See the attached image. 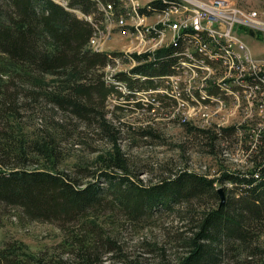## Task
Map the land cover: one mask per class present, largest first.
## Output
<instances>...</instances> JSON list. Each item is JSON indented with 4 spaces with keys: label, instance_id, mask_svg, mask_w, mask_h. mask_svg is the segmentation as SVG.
<instances>
[{
    "label": "trees",
    "instance_id": "obj_1",
    "mask_svg": "<svg viewBox=\"0 0 264 264\" xmlns=\"http://www.w3.org/2000/svg\"><path fill=\"white\" fill-rule=\"evenodd\" d=\"M62 1L0 0V225L10 210L21 211L22 218L55 224L63 232L58 256L37 255L23 242L8 241L0 248V264H264V127L257 135L240 134L236 125L200 127L180 117L203 153L217 158L236 148L245 162L234 167L221 162L213 176L160 165L164 174L147 184L122 143L124 126L136 127L118 112L140 109L149 116L154 107L142 110L138 100L109 109L107 101L121 95L116 80L127 84L126 98L164 81L177 70L185 41L180 38L154 60L134 54L141 63L135 70L107 79L106 68L124 54L92 50L95 25L75 11L95 14L101 24L99 5L117 8L122 1ZM175 1L151 0L140 12H161ZM30 118L41 123L27 133ZM139 134L159 136L152 123L140 126ZM89 136L108 148L89 164H77L75 173L57 168L64 144L88 145ZM107 209L131 223L162 212L173 215L170 243L150 249L157 251L153 258L130 254L103 223L100 213Z\"/></svg>",
    "mask_w": 264,
    "mask_h": 264
},
{
    "label": "rangeland",
    "instance_id": "obj_2",
    "mask_svg": "<svg viewBox=\"0 0 264 264\" xmlns=\"http://www.w3.org/2000/svg\"><path fill=\"white\" fill-rule=\"evenodd\" d=\"M121 1L123 4H118L119 6L117 8L113 5V11L108 15L105 14L104 9L106 4L101 3L99 5L103 13V21L101 24L97 23L95 14L86 15L79 10L75 11L78 16L82 13V16L86 19L88 18L95 25V32L92 36L96 37L92 42L90 39L89 42V47L92 50L124 54V56L117 57L114 67L109 65L106 68L107 79L114 78L116 80V73L118 71L125 70L130 72L134 69L137 63H139V60L136 59L134 54H142L143 52V54H147L150 57V60H154L156 57L162 55L165 50H161V48L167 45V36L158 37L154 41V50H156L154 55L153 49H148L153 47V45L146 42V39L143 40L136 36L141 35L138 19H141V27H148V24H152L157 20L158 12L151 14L140 12V9L147 6L151 0ZM195 1L207 6L213 3V0H185V7H195ZM217 1L223 2V0ZM225 1L227 3L220 6V9L217 5H212V7L219 14H221L222 10L225 12V16L240 19L249 26L251 24L256 25L264 30V0ZM62 3L66 4V1H62ZM134 5H137L138 11V16L135 17L129 13ZM89 16L92 18L90 19ZM122 17L123 21H121ZM251 30L249 29V35L244 32L242 38L247 43L250 53L257 59H263L264 31H260V34L263 35L259 36L257 34L256 37L251 35ZM169 44L170 41H168V46ZM157 50H161V52L159 53ZM123 57H126L125 60ZM114 82L121 90V96L126 98L125 95L128 91L127 84L125 82L120 83L118 80ZM167 82H169V79L165 77L164 81L159 82L156 87H160L161 84ZM236 89H229L225 85L223 90L226 92L227 99L223 100L225 102H221L222 104L212 106L205 105V102L209 103L213 97L211 96V91L208 90L207 83L202 82L201 86L194 85L193 83L189 87H183L182 81H178V97L183 99L186 90L191 95L189 96V100H185L182 107L180 105H172L171 111L168 108L171 105L164 102L165 106L163 107V104L160 103L156 105L159 107L158 109L154 107V109L149 110V116L142 114L139 110L125 113L122 111L118 112L125 124H132V126L136 127V130H127L126 126H124L122 143L128 150L132 159L131 162L134 163V169H139L140 177L144 182L150 184L164 174L159 168L160 165H164L166 169L188 168L213 176L218 167L217 165L221 162L230 167H234V164H244L245 156L240 149L230 148L227 153H222L217 158L203 153L200 144L187 131V126L181 123V118L185 117L191 122V125L200 127H209L211 124L217 127L236 125L240 134L243 133V130H247L257 135L259 130L264 126V116L260 112L261 109H258V103H255L254 98L262 97L259 96L258 91H254L252 96H249L248 93L244 98L242 94H239V96L236 92V97H232L233 94L228 92ZM201 90H203V93ZM143 92L149 97H156L155 87H142L134 90L131 98L143 97ZM217 97L215 95V101ZM119 101L122 100L111 96L107 101L110 104L108 108L113 109ZM128 106L132 107L133 105L128 104ZM28 122L29 124L24 130L27 133H31L30 126L34 128V126L37 127L41 123L39 119L34 118H30ZM148 123L153 124L159 136L146 139L140 136V126L147 125ZM244 124L246 125L242 128ZM85 141L90 144L78 143L73 140L64 144L63 155L65 158L56 164L57 168L69 171V173H75L78 167L77 164H89L94 161L98 151H105L108 148L105 141L96 139L94 136H89ZM50 165L48 163L49 167H51ZM42 167L47 170L51 169L45 167V165H42ZM20 212L10 210L3 218L2 224L0 225V248L8 241H20L26 245L25 250L28 249L34 254L40 255V253H43L45 257H50L51 255L58 256L61 248H58L57 245L63 240L62 230L52 223L38 220L29 221L24 217L22 218ZM101 213L100 215L104 221L103 223L107 226V230L109 232L115 231V234L117 233V236H119L120 242L133 255H141L143 253L150 255L152 258L156 257L157 251L151 252L150 249L159 246L158 243L164 240H167L166 243L169 244L170 238L169 235L167 236V232H170L169 234L172 235L174 234L173 225L176 223L175 217L173 215L169 216L166 212L158 213L151 220L136 223L128 222V219L120 213H117L113 218L110 209ZM147 251H150L151 254H148Z\"/></svg>",
    "mask_w": 264,
    "mask_h": 264
},
{
    "label": "built area",
    "instance_id": "obj_3",
    "mask_svg": "<svg viewBox=\"0 0 264 264\" xmlns=\"http://www.w3.org/2000/svg\"><path fill=\"white\" fill-rule=\"evenodd\" d=\"M227 3V1L223 0V2H219L217 0H213L211 5L207 6L205 4H201L195 1V7L186 8L185 0L182 2V9H175L173 7H166L161 12L158 11L157 20L152 24H148V27H141V19H138L139 28H141V35H136L137 38H141L143 40H147L153 45L148 49H153V54L156 50H154V41L160 36H167V45H164L161 50H168V41H178L179 38H185V34H194L197 36V42H205V44L210 45L212 48L218 51V57H224L227 59V55H220V48H230V53H234L237 55V58L242 61L243 64V80H246V76H249V69L247 66V59L253 57L247 46H245V41L243 40V33L246 32L249 35V29H254L256 33L260 36V31H264L262 28L256 25L249 26L247 23L243 22L240 19L231 18L225 16V12L219 14L212 5H217L220 9V6ZM216 6V7H217ZM119 9V8H118ZM120 12V11H119ZM147 14H151L147 12ZM91 15V14H90ZM223 15V16H222ZM123 18V17H122ZM95 22V21H94ZM166 22H173V30L166 31H155V24H166ZM189 23H197V24H207V31H199V32H191L185 31V24ZM239 23V24H236ZM102 35V31H101ZM251 36V35H250ZM222 38L230 39V47H223ZM190 45L186 43V45H182L180 49L189 50ZM238 48H245V55H238ZM161 50H157L159 53ZM143 55V52H142ZM155 55V54H154ZM154 58V57H153ZM149 60H145L143 57V62ZM141 63H137L139 66ZM236 64H229V71L227 72L228 77H232L233 67ZM219 66V65H217ZM135 70V68L133 69ZM256 71L260 75L261 79L264 80V66L257 67ZM200 72V69H199ZM211 68L209 67L210 73ZM176 75L170 78V81L161 84L160 87H155L156 97H149L143 92V97L136 98H125V97H117V99H121L123 103H128L129 101H141L142 110H145V107H157L161 102L168 103V108L172 111V105H180L182 107L184 104L178 101V81H182V79H189V82H197V76H192V70H184V64L182 63L179 70H176ZM217 86V84L210 85V88ZM252 88L253 91H262L264 89V81L257 82L256 84H247V90ZM240 94H242V90H240ZM208 105L214 106L216 103H207ZM108 105H110L108 103ZM258 109H261L260 112L264 116V101L258 102ZM139 112L140 109H138ZM253 136H255L253 134Z\"/></svg>",
    "mask_w": 264,
    "mask_h": 264
},
{
    "label": "bare ground",
    "instance_id": "obj_4",
    "mask_svg": "<svg viewBox=\"0 0 264 264\" xmlns=\"http://www.w3.org/2000/svg\"><path fill=\"white\" fill-rule=\"evenodd\" d=\"M182 2H184V0L183 1L176 0L171 7L175 6V9H182ZM104 9H105V14L108 15L110 12L113 11V5L111 3L106 4L104 6ZM129 13L131 16L133 15V17L138 16L137 5L132 6ZM221 13L223 14L224 12L221 10ZM89 18L91 19L92 17L89 16ZM121 21H123V18H121ZM166 30H173V22H166V24H156L155 25V31H166ZM187 30H193V32L207 31V24H197V23L185 24V31ZM251 35L257 37V33L254 29L251 30ZM95 37L96 36H92L91 42ZM182 39L183 41H185L184 45H186V43H189L190 48L189 50L182 49L181 53H179V55L177 56L179 58L177 61L178 64L176 68L177 70H179V68L181 67L183 63L184 70H192V76H197V80H199L197 82H189V79H182V86L189 87L193 83L194 85L201 86V83L204 82V83H207V87L209 91H211L210 89L217 88L216 91H219V92H211L212 94L211 96L213 97H212V101H209V103H216L215 105H219L221 102L222 103L225 102L223 101L227 99L226 92H224L223 90L225 85H227L229 89L237 88L234 91L228 92L230 94H233L232 97H236V94H235L236 92L239 95L240 90H242L243 92L242 96L244 98L248 93H249V96H252V93H254L252 88L247 90V84H256V81L257 82L264 81L263 79H261L260 75L256 71L257 67L264 66V58L257 59V58H252L249 56V58L247 59L249 76H246V80H243L242 79L243 77L242 61L237 58V55H235L234 53H230V48H220V55H227V59H226L224 57H218V51L212 48L210 45L205 44V42H197V36H195L194 34H185V38H182ZM176 42L177 41H170L169 45H172ZM222 45L223 47H230V39L222 38ZM245 46L248 47L247 43H245ZM238 55H245V48H238ZM229 64H236L233 67L232 77L227 76V72L229 71ZM209 67L211 68V72L204 73V72H209ZM199 69H200V72H199ZM175 72L172 73L171 75L170 74L167 75V78L169 79V81L172 76L176 75ZM252 77H254L253 82L250 81V78ZM214 84H217V86L210 88V85H214ZM202 91L203 90H201V92ZM185 92H186L185 94L183 92L184 94L183 99L182 98L180 99V97H178L179 102L185 103V100H189V96L191 95L189 94L187 90ZM258 93H259V96L262 98H254L255 103H258V102L261 103L264 101V89H262V91L260 92L258 91ZM215 95L218 96L216 98V101L214 99ZM113 96H115L116 99L117 97H122L119 94L113 95ZM205 105H208V104L205 102Z\"/></svg>",
    "mask_w": 264,
    "mask_h": 264
},
{
    "label": "water",
    "instance_id": "obj_5",
    "mask_svg": "<svg viewBox=\"0 0 264 264\" xmlns=\"http://www.w3.org/2000/svg\"><path fill=\"white\" fill-rule=\"evenodd\" d=\"M218 191H219V193H220L221 203H224L226 196H225V191H224L223 187H220V188L218 189Z\"/></svg>",
    "mask_w": 264,
    "mask_h": 264
},
{
    "label": "crops",
    "instance_id": "obj_6",
    "mask_svg": "<svg viewBox=\"0 0 264 264\" xmlns=\"http://www.w3.org/2000/svg\"><path fill=\"white\" fill-rule=\"evenodd\" d=\"M81 15H82V13H81Z\"/></svg>",
    "mask_w": 264,
    "mask_h": 264
}]
</instances>
